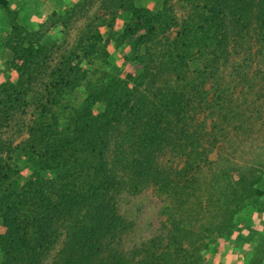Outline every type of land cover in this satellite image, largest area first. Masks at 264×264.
<instances>
[{
    "label": "trees",
    "instance_id": "obj_1",
    "mask_svg": "<svg viewBox=\"0 0 264 264\" xmlns=\"http://www.w3.org/2000/svg\"><path fill=\"white\" fill-rule=\"evenodd\" d=\"M102 1L111 14L130 13L121 36L144 48L135 55L137 75L89 77L75 58L82 53L89 61L92 52L106 50L88 24L51 69L27 136L17 144L2 130L35 100L29 102V93L43 65L33 41L18 46L19 81L0 84V264H42L62 235L50 264H204L213 236L231 234L236 213L264 194L256 167L245 170L226 157L213 131L215 118L228 123L232 114L243 115L234 105L238 84L222 72L233 38L240 44L251 38L259 57L261 76L246 88L264 79V0H177L184 9L179 18L169 12V0L158 14L133 0ZM0 7L9 12V0ZM162 21L178 26L163 41ZM80 87L83 100L61 110ZM164 152L178 161L160 162ZM21 158L30 174L17 181ZM146 185L166 196L167 235L126 253L119 241L130 224L117 198Z\"/></svg>",
    "mask_w": 264,
    "mask_h": 264
},
{
    "label": "rangeland",
    "instance_id": "obj_2",
    "mask_svg": "<svg viewBox=\"0 0 264 264\" xmlns=\"http://www.w3.org/2000/svg\"><path fill=\"white\" fill-rule=\"evenodd\" d=\"M133 2L153 14H158L165 10L166 0ZM168 5L169 12L179 18L184 9L177 0H169ZM9 9L7 12L0 7V84H16L19 81L17 67L23 65V59L18 53V46H27L28 39L41 50L39 58L43 65L41 70L35 71L36 80L32 92L29 93V102L35 100L24 110L17 111L10 124L2 130V137L12 144L19 143L27 136V126L36 111V96L41 97L51 69L62 55L76 46L79 35L88 24L91 25L94 35H100L106 50L105 55L95 52L87 55L85 58H89V61L82 57V53L75 58L80 66L89 68V77L102 80L113 75L125 77L126 74L137 75L139 72L135 55L144 52V48H137L121 36L130 18V13L126 10H117L111 14L103 9L102 0H9ZM160 18L164 19L162 16ZM169 20L174 21L173 17ZM16 25L18 27L15 30ZM159 27L161 29L158 31V38L161 37L162 41L172 38L178 28L174 23L169 26L167 21H162ZM237 41L233 38L229 43L228 60L222 72L224 79L238 84L233 89L234 100H237L234 105H239L243 115L232 114L228 123L215 118L217 125L215 124L213 131L219 138L218 146L223 144L221 151L226 157L234 159L245 170L252 165L256 167V174L261 175L258 185L264 190V79L260 78L259 83L251 89L246 88V84L253 82L254 77L261 76L257 72L260 67L259 57L256 56L251 38L243 40L242 44ZM84 97L83 88L76 89L71 97L62 102L61 110L72 103L80 102ZM64 118L65 116H60L61 121ZM204 120L210 129L211 118ZM223 134L226 135L223 137ZM211 156L215 157V152ZM159 160L178 161L167 152ZM17 164L18 172L14 178L23 181L30 174L29 164L24 158L18 159ZM236 176V172H230L232 179ZM117 203L120 214L130 224L120 237L121 250L130 253L155 235L161 234L163 239L166 238L168 204L164 194L157 192L151 185H146L138 192L122 191L118 195ZM233 223L231 234L214 235L212 242L203 250L204 264H264V194L248 200L243 209L234 216ZM1 232L3 227L0 220ZM63 240L64 235L47 253L42 264L52 262ZM227 252L234 253L237 257L234 260L231 257L225 260L224 254ZM217 254L223 256V259L216 257Z\"/></svg>",
    "mask_w": 264,
    "mask_h": 264
},
{
    "label": "crops",
    "instance_id": "obj_3",
    "mask_svg": "<svg viewBox=\"0 0 264 264\" xmlns=\"http://www.w3.org/2000/svg\"><path fill=\"white\" fill-rule=\"evenodd\" d=\"M230 252H231V251H230ZM230 252H229V253L227 252L228 254H227V253L224 254V257H225L224 259H225V260H228L229 257H231V258L234 260V259L237 257L234 253L231 254ZM216 257H218V258H219V257H222V259H223V256H221L220 254H217Z\"/></svg>",
    "mask_w": 264,
    "mask_h": 264
}]
</instances>
